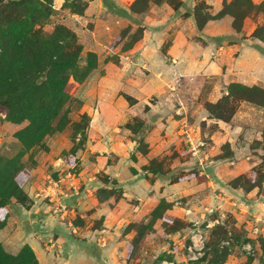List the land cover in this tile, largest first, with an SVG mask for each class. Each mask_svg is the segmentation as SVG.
<instances>
[{"label":"rangeland","instance_id":"rangeland-1","mask_svg":"<svg viewBox=\"0 0 264 264\" xmlns=\"http://www.w3.org/2000/svg\"><path fill=\"white\" fill-rule=\"evenodd\" d=\"M201 1L206 0H197L196 3H201ZM209 11L212 12V8ZM223 17L231 16L225 15ZM62 19L64 17L50 16L49 20L41 25L42 32L49 34L55 29L57 24H63L72 29L76 33L77 38L81 40L79 37L83 36V31L76 30L74 24H70V27L67 26L61 21ZM132 20L134 19L132 18ZM132 20L113 22L109 29H106L107 33L105 32V36L106 34L107 36L103 35L98 38V41H102V50L94 45H85L79 40L83 44L79 63L84 65L86 53L91 51L96 55L97 65L77 90L74 91L70 85L67 86V90L74 95L75 100L70 104L69 122L65 128L45 135L40 144L34 145L26 151L17 138L16 133L28 122L13 123L8 121L5 119L3 110H0V159L18 158V163L13 168L16 173V181L19 183L23 194L25 193L33 201L43 204L42 206L38 205L39 208L44 207L43 210L41 209L43 211L42 216L49 214L52 217V221L48 222L45 220L43 224L41 222L42 226H40L41 224L31 223V221L29 223L24 220L27 223L24 222L23 228H21L18 225L19 221L17 222V219L11 216V213L13 215L17 214L16 216L18 218L20 216L22 219H25V215H23L21 207L15 204L14 198H11L10 206L2 208L11 217H7L8 220L6 219L4 226L6 229L3 227L5 234L3 231L0 233V242L7 252L16 254L26 241H31L30 238L32 236L36 239L41 237L40 240H37L42 245L40 247L43 248V253L39 255L33 250L39 264L41 262L43 264H82L79 263V255L76 250L72 252L73 261L70 260L69 263L65 261L69 258L64 254L65 247L58 246V235L67 238L70 236L82 238L84 234L86 236L93 235L95 242H100L101 246H103L104 242L108 243L112 235L116 237L117 235L114 234L112 228L121 222L123 224L126 223L127 219L124 216L129 217V214L127 212V204H123L121 209H116L117 211L114 210V206L117 203L115 201H118L116 198L120 194L119 191L122 193L124 188L120 187L123 181L116 182L112 179L118 176L127 183L128 178L133 179L134 177L131 176V171L137 173L136 176L138 178L144 177L140 188L137 187L140 192L133 191L134 196L142 198L140 200L143 201L157 191L151 192L152 195L150 196L148 181L151 182L156 176H164L168 172L177 178H191V176L195 175L194 179L189 180L191 183L188 187L189 195L194 194L197 196L199 192L203 191L205 185H208L207 182L198 186L196 182L198 181L196 175L198 170L210 175H216L218 180L222 182L221 184L224 185L225 181L221 180V176L217 175L219 167H221L219 164H223L212 160L222 155L223 145L219 144L211 148L206 143L208 141L206 127L208 129L213 128V124L209 120L213 119L216 121L217 119L209 116L205 103L211 102L213 98V103H215L217 102L215 96L227 95V85L233 81L224 82L221 76L176 74L175 70L172 71V78L168 80L166 77L167 71L162 69L159 72L154 67H142L141 63L138 64L136 62L141 50L140 39L142 37L135 41L132 46L123 48V45L127 46L130 35L131 37L137 35V31L133 29H136L139 24L137 20H134L135 24ZM131 22L134 27H132L133 31L131 30L132 32L129 33V37L125 35L119 39L121 32ZM261 22L262 15L259 14L258 21L252 23V26L254 27V24L257 26ZM110 28L112 29L111 31ZM246 30L247 28H244L242 32ZM78 31L81 32L79 36ZM115 36H117V39H113ZM238 36L240 39L242 38L240 33H238ZM238 36H228L226 41L228 43L235 42ZM83 38L85 39L86 37L83 36ZM112 41H116V44L111 43ZM170 42L171 38L169 36L164 39L163 48L165 49L166 47L165 54ZM117 45L119 47L116 49L112 47ZM168 61L171 64L175 63L173 59H168ZM104 99H107L109 104L115 102L116 109L124 112L123 114L126 112L133 114L135 112L138 113V116L146 119L145 126L137 133L129 130V138L132 143L130 148L125 145V142L129 139L126 134L117 136L123 134L122 131L126 126V124L120 123V118L117 121L106 118L104 122L108 123V127L103 128L99 104ZM119 99L124 104L120 103ZM241 102H236L238 108ZM136 106H138V109L134 108ZM129 108L133 110L127 111ZM215 113L217 114V112ZM82 114H86L88 119H84ZM137 115L135 116L138 117ZM246 115L244 112L239 117L243 124L247 121ZM134 117L128 119V122L136 126L139 123L135 121ZM240 119L238 121L242 122ZM84 122L87 123L84 128H77L76 124L81 125ZM208 123L209 125H207ZM113 139L116 141H113ZM143 144L147 145L146 153L141 152L144 147ZM252 147L259 149V154L257 153L258 155L254 159L256 164L250 166L247 164L246 157H243L248 155L247 152L240 155L236 163L244 166L238 170V172L244 170L240 175H247L252 177L254 181H258V175H254L250 169L256 167L257 170L264 171L261 159V156L264 155V139L253 141ZM194 152H197L196 155H191ZM121 156L125 157V161L119 163L117 160ZM128 165H132L130 166L132 169ZM149 167L157 170V173L151 172V169H148ZM145 181H147L146 184ZM210 185L213 186L214 184ZM102 188L108 189L107 191L112 190L115 193L106 201H99L103 195ZM170 198H172V194H170ZM198 198L200 199L201 197ZM150 199L142 208L141 205L140 207H133V210L137 211L135 214L150 210L151 214L159 202H156L158 199L154 201H150ZM201 204L202 202L200 201L198 205ZM210 209L213 208H206L207 211H210ZM213 212L208 214L213 215ZM150 219L151 216L147 221L141 219L138 223L133 224H136V227L137 224L140 225L141 223L145 225ZM203 219L201 218L200 221ZM206 219L208 220L209 218ZM169 220L175 221L174 219ZM131 224L126 225L125 229L129 228ZM220 224L219 222L214 224L207 228L204 233L205 245L201 257L202 262L206 261L208 263L207 260L211 259L210 252L213 246H211L210 242V233L215 226ZM253 224H256L255 220ZM260 226L264 228V219L260 222ZM35 227L38 228L34 229ZM53 227H56L55 231H53ZM132 227L137 232L130 242V246L132 245L135 253L143 244L139 239H136L138 237V229L134 226ZM46 229H50V231H46ZM165 229L168 228L166 227ZM118 231L120 232V228H118ZM108 235L111 236L108 237ZM259 235L263 236L264 232L256 234V239L252 240L255 244V255L250 256L252 258H258L262 254ZM133 240L135 243H133ZM223 240L218 245L220 250L226 247L221 246ZM233 248V250L241 254L239 249ZM138 252L135 254H138ZM234 260L237 259L233 256L228 261L234 264ZM248 263L249 258H246L245 264ZM262 263L264 262L259 261L256 264Z\"/></svg>","mask_w":264,"mask_h":264},{"label":"crops","instance_id":"crops-1","mask_svg":"<svg viewBox=\"0 0 264 264\" xmlns=\"http://www.w3.org/2000/svg\"><path fill=\"white\" fill-rule=\"evenodd\" d=\"M81 1L85 2V7L81 13L71 12L69 8H64L63 4L65 0H52V8L54 10L53 17H64V19L61 20L64 24L69 27L71 26L70 24H74L76 30L83 31V36L86 38L84 39L83 36H81L79 37L81 40H79L85 45H94L102 50V41H98V38L103 35L105 36V32L107 33L106 29H109L113 22H118L119 20L130 21L133 18L137 20L139 24L137 26L143 27L142 38L140 39L141 50L136 60L138 64L141 63L142 67H154L159 72L163 69L167 71L166 77L168 80L172 78V71L175 70L176 74L221 76L224 82L233 81L245 85H258L264 88V44L249 36L256 26L255 24L254 27L251 24L245 32L241 33L242 38L240 39L238 33L235 32L231 26V17L209 20L201 30H199L192 17V8L197 0H180L182 4L176 11L167 3H161L159 5L151 4L147 13L142 16L131 12L129 5L132 0ZM223 1L224 0H206L207 4L210 5L213 10L212 13H216L220 10ZM261 1L264 0H253L255 3ZM186 12H189L190 15L184 16L183 14ZM134 20H132V22L135 24ZM132 22L129 26L134 27ZM111 30L110 28V31ZM79 35H81V32L78 31V36ZM168 36L171 38V42L165 54L166 47L165 49L163 48V43L164 39ZM228 36H238V39L235 40V42L228 43L226 41ZM116 37L117 36L113 39ZM195 37L204 39V43L197 42L194 40ZM111 43L115 44L114 41ZM112 47L116 49L119 46ZM168 59H173L175 63L171 64ZM221 96L222 95H218V97L215 96V100H218ZM213 99L211 102H213ZM120 103L124 104L123 101ZM99 105L101 107L100 114L103 128L108 127V123L104 122L106 118L115 121L120 118V123L126 124L128 119L138 114L135 112L133 114L129 112L128 114L126 112L128 115L126 113L125 115L123 114L124 112L116 109L117 106L115 102L109 104L107 99L101 101ZM134 108L138 109V106ZM129 110L132 111L133 109L129 108L127 111ZM244 112L247 114L245 116L247 118L245 124H243V121L239 118ZM232 118L227 122L210 119L209 121L216 125V129L209 131L208 127H206V136L208 138V141H206L207 146L210 145L211 148H214L219 144H221V146L228 144L232 152L229 156L212 159L214 160L213 162L223 164H219L221 167H219L217 175L221 176V180L225 181L224 185L221 184L222 182L218 180L216 175H210L198 170L200 175L205 176L203 182L196 181L198 186L208 182V185H205L203 191L198 193L200 195L196 193L198 197H201L199 199L194 194L189 195L190 192L188 187L191 184L189 180L195 177L176 181L172 180L173 176L168 172L164 176H156L151 182L148 181L150 196L152 195L151 192L155 190L158 191H155L156 193L151 196L152 198L149 197L148 199L151 198L150 201L158 199L156 202L164 199L166 202L170 203L171 206L164 211L163 217L181 220L184 225L179 230L165 233L161 226L162 220L160 218L156 219L152 224V230L145 234L140 240L143 245L138 250L139 252L137 251L138 254H135L137 252L134 253L130 251V242L137 232L134 228L125 229V226L131 223H138L141 219L147 221L150 218L149 214L151 210L141 214H135L137 211L135 209L133 210V207H140L141 205L142 208L149 200L143 201L140 200L142 198L134 196V192H140L137 187L140 188V184L143 182L144 177L138 178V176H136L137 173L131 171L132 167L130 166L132 165H128V167L131 168V176H134L133 179L128 178L127 183L118 176L112 179L116 182L123 181L120 187L124 189H122L118 201H115L117 203L114 206V210L117 211L119 208L121 209L123 204H127L129 217L124 216L127 222L124 224L118 222L119 224L112 228L114 234L117 236L108 235V237L111 236V238H109L108 243L104 242L103 246L100 245V242H95V237H93V235L86 236L84 234L82 238L77 236H70L67 238L58 235V246L65 247L64 254L69 258L65 261L68 263L70 260L73 261V250L78 251L79 263L82 264H160V261L163 259H183V245L189 243V234L192 226L191 222L196 219L200 220L201 218H217L221 224L230 220L235 228L254 241L256 235L251 231L254 220L256 218L264 219V182L263 189L259 191L257 187L250 190L232 187L227 181L233 179L241 172H244V170L238 172L240 168L244 167L243 164L240 165L236 163L239 156L243 153H248V155H244L243 157H246V162L249 166L256 164L254 159L257 157V153L259 154V149L253 148L252 142L264 139V106H258L243 101ZM239 119L242 122H239ZM209 123L207 125H209ZM122 132L123 134L117 136H124V134H126L129 138L130 131L126 126ZM113 141L116 140L113 139ZM212 144H214V146H212ZM125 145H127V148L132 146L130 138L125 142ZM194 153H191V155L194 156L197 152ZM117 161L121 163L125 161V157L121 156ZM146 182L147 181H145V184ZM210 184L214 185L212 186ZM169 193L172 194V198H170ZM31 200L28 207L20 206L23 215H25V219H22V217L20 218V216L18 218V216H16L17 214L13 215L11 213V216L15 217L17 222L19 221L18 225L21 228H23L22 225L25 222L24 220L37 224H41V222L43 224L45 220L48 222L50 220L52 221V217H50L49 214L42 216L44 207L39 208L38 205L42 206L43 204L40 201V203H38L37 201H33V199ZM200 201L202 204L198 205ZM208 207L213 208V215L208 214L209 212L206 210ZM42 224L40 226H42ZM4 228L1 229L0 233L3 231L5 234L4 230L6 228ZM36 228L38 227L34 229ZM55 228L56 227H53V231H55ZM118 228H120V232ZM46 231H50V229H46ZM33 238L34 236L30 238V242L26 241L24 244H28L32 250H35L36 254L41 255L43 253V248L40 247L42 245H40V241L37 240H40L41 237H37V239ZM261 251V256L252 258L249 260L248 264H256L257 262L259 263V261L264 262V249H261ZM233 256L237 259L234 260V264H245L246 258H248L246 255L239 254L237 251L232 250L223 264H231L228 260ZM41 264L43 263L41 262ZM201 264L208 263L203 261Z\"/></svg>","mask_w":264,"mask_h":264},{"label":"trees","instance_id":"trees-1","mask_svg":"<svg viewBox=\"0 0 264 264\" xmlns=\"http://www.w3.org/2000/svg\"><path fill=\"white\" fill-rule=\"evenodd\" d=\"M161 3H167L175 11L182 4L180 0H132L129 8L131 12L142 16L147 13L151 4L159 5ZM63 7L69 8L71 12L81 13L85 3L81 0H65ZM210 8L211 6L206 1L196 3L192 8V17L199 30L207 21L229 15L232 18V28L241 34L245 32H242L244 28L248 29L250 23L257 22L258 15L261 14L262 22L253 29L249 36L264 44V1L255 3L253 0H224L222 7L216 13L210 12ZM53 13L52 0H0V110H3L5 119L8 121L13 123L28 122L16 133L26 151L34 145L40 144L45 135L65 128L69 122L70 104L75 100L74 95L67 90V86L70 85L74 91L77 90L97 65L96 55L91 51L86 53L84 65L79 63L83 44L72 29L63 24H57L51 33L44 34L42 32L41 25L46 23ZM183 15L189 16L190 13L186 12ZM131 30L132 26H127L121 32L119 39L125 35L129 37V33L133 30L137 31L136 36L131 37L130 35L127 46L123 45V48L132 46L135 41L142 37V26H137L136 29ZM194 40L204 43L200 37H195ZM227 89V95H222L217 102L205 103L210 117L225 122L229 121L238 108L236 102L246 101L264 106V88L232 82L227 85ZM82 116L84 119H88L86 114H82ZM143 118L135 116L134 119L139 124L133 126L128 122L126 127L131 132L137 133L145 126L146 119ZM85 125H87L86 122L81 125L76 124L77 128H84ZM212 126L213 128L209 131L216 129L215 124ZM143 146L141 152L146 153L147 145L143 144ZM222 151V155L218 157L232 154L228 144L222 146ZM261 159L262 166H264V155L261 156ZM16 163H18L17 157L0 159L1 229L9 217L7 211L2 208L10 206L11 198H14L15 204L23 207H28L31 201L25 193V195L23 194L19 183L16 181V173L13 168ZM148 169L157 173L154 168L149 167ZM250 171L254 175H258V181H254L252 177L247 175L239 174L229 181V185L244 190L257 187L261 191L263 189L264 171L257 170L256 167L251 168ZM196 175L198 181L205 180L204 175L199 173ZM182 179L184 178H177L176 176L172 178L176 181ZM102 189L103 195L99 201H106L115 193L112 190L107 191L106 188ZM119 193L116 199L120 198L121 191ZM170 206V203L161 199L150 214L151 219L147 224H137L136 227V224L132 223L127 229L133 228L132 226L137 228L138 237L136 239L141 240L145 234L152 230V224L155 220L160 218L163 232L179 230L184 225L181 220L174 219L175 221H171L163 217L164 211ZM166 227L168 229H165ZM210 234L213 249L210 252L211 259L207 260L208 264H223L233 247L238 249L241 243L248 240L252 242L243 232L235 228L230 220L215 226ZM258 237L259 243L264 249V235ZM223 239L229 240L230 244L220 250L218 245ZM133 243H135L134 240ZM130 251H133L132 245ZM248 258L249 260L252 259L250 256ZM0 264L39 263L28 244H24L16 254H12L7 252L0 242Z\"/></svg>","mask_w":264,"mask_h":264},{"label":"built area","instance_id":"built-area-1","mask_svg":"<svg viewBox=\"0 0 264 264\" xmlns=\"http://www.w3.org/2000/svg\"><path fill=\"white\" fill-rule=\"evenodd\" d=\"M210 213L213 212L212 209L208 211ZM201 220V219H200ZM199 219L193 220L191 222V229L189 234V243L183 245L184 246V258L179 260H167L163 259L160 261V264H201V257L203 255V249L205 245L204 241V233L207 228H210L214 224L218 223L219 220L217 218L206 219L204 218L202 221ZM262 219H255L256 224L252 226V233L259 234L264 232V228L260 226ZM229 240H223L221 242V246L229 245ZM239 251L242 255L246 256H254L255 248L251 241H245L241 243L239 246Z\"/></svg>","mask_w":264,"mask_h":264}]
</instances>
